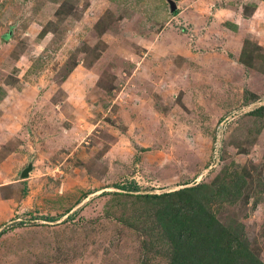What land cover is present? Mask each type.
<instances>
[{"label": "rangeland", "instance_id": "obj_1", "mask_svg": "<svg viewBox=\"0 0 264 264\" xmlns=\"http://www.w3.org/2000/svg\"><path fill=\"white\" fill-rule=\"evenodd\" d=\"M251 1L0 0V264H166L113 193L241 167L250 200L219 214L264 261V9L223 10Z\"/></svg>", "mask_w": 264, "mask_h": 264}, {"label": "trees", "instance_id": "obj_2", "mask_svg": "<svg viewBox=\"0 0 264 264\" xmlns=\"http://www.w3.org/2000/svg\"><path fill=\"white\" fill-rule=\"evenodd\" d=\"M74 13L73 4L65 1L55 15L64 19ZM46 27L44 29L49 28ZM262 111L264 107L253 110L251 115L260 116ZM245 120L246 125L250 124L246 131L250 136L248 133L253 120L249 117ZM252 177L245 167L233 172L222 168L212 181L202 180L174 191L160 194L113 193V196L129 203L122 204L125 210L120 217L122 223H130L129 218L135 221L136 214L143 212L144 229H138H143L146 235V240L141 241L147 256L163 254L166 264H264L248 238L245 224L238 220L239 215L229 214L222 219L219 214L227 203L235 204L244 198L246 203L249 202L250 192L244 193L253 181ZM262 234L264 237V231Z\"/></svg>", "mask_w": 264, "mask_h": 264}, {"label": "crops", "instance_id": "obj_3", "mask_svg": "<svg viewBox=\"0 0 264 264\" xmlns=\"http://www.w3.org/2000/svg\"><path fill=\"white\" fill-rule=\"evenodd\" d=\"M251 1V0H250ZM254 3L252 5V10L250 13H248L247 15L244 13L243 8L242 6H239V4L237 3L235 5V7L233 6H230V7H224L223 10H226L227 11V14H230V13H233V17H228V19H230V21H232L233 25H235V28H242V23H246L247 21L248 22H253V20L255 19L254 17L256 15H258V12H262L263 11V7H264V0H252L250 3ZM241 10L242 13H243V18H239V17H236L237 16V12ZM232 19V20H231ZM229 21V20H228ZM239 21V22H238ZM237 23H240L239 26H237L236 24ZM254 24V22H253ZM262 24V23H261ZM258 27L260 26L259 24L257 25ZM233 27V26H232ZM261 28V27H260ZM259 28V29H260ZM234 29V28H233ZM252 36H255V35H252ZM255 37H258L257 35ZM260 38H264V36H260Z\"/></svg>", "mask_w": 264, "mask_h": 264}, {"label": "water", "instance_id": "obj_4", "mask_svg": "<svg viewBox=\"0 0 264 264\" xmlns=\"http://www.w3.org/2000/svg\"><path fill=\"white\" fill-rule=\"evenodd\" d=\"M12 34H13V28H12V30H11L9 33H7V34L4 36V38H6V39H10V38L12 37ZM33 169H34V161H33V159H31V160L29 161L28 165L25 166V168L22 170V172H21L19 178L24 179V178H26V177H29V176H30V173H31V171H32ZM197 183H198V182H197ZM197 183H196V184H197ZM194 185H195V184H194ZM190 186H191V185H190ZM184 187H188V185H187V186H184Z\"/></svg>", "mask_w": 264, "mask_h": 264}]
</instances>
